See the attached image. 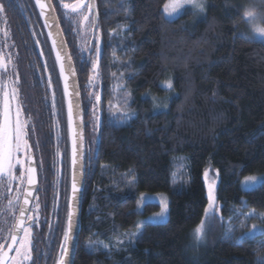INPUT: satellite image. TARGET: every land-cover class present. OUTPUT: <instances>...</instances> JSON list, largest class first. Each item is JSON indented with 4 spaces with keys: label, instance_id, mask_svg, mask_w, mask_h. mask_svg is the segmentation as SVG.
<instances>
[{
    "label": "trees",
    "instance_id": "1",
    "mask_svg": "<svg viewBox=\"0 0 264 264\" xmlns=\"http://www.w3.org/2000/svg\"><path fill=\"white\" fill-rule=\"evenodd\" d=\"M53 1L78 72L92 152L74 264H264V231L246 234L256 219L248 213H264V180L252 188L242 185L247 176H264V42L242 33L237 0H208L205 16L194 25L190 10L168 18V0H96L97 30L91 17L85 33L78 14L65 10L66 0ZM15 14L11 25L19 30L20 3ZM99 35V75L90 84ZM8 37L0 57L20 85L40 172L29 264H55L67 215L69 142L57 63L33 0H24V33ZM118 78L133 115L125 124L111 123L107 114ZM90 87L103 103L100 138ZM168 93L167 107L156 109L151 94ZM207 168L219 172L222 219L210 220L197 241L194 229L208 204ZM156 193L169 197L167 219L147 223L134 243L122 244L140 219L160 210L156 202L139 209L141 194Z\"/></svg>",
    "mask_w": 264,
    "mask_h": 264
},
{
    "label": "snow or ice",
    "instance_id": "2",
    "mask_svg": "<svg viewBox=\"0 0 264 264\" xmlns=\"http://www.w3.org/2000/svg\"><path fill=\"white\" fill-rule=\"evenodd\" d=\"M39 4V0H36ZM186 3H191V0H185ZM83 0H78L75 4H65V8H71L73 12H77L83 8ZM182 5L177 3L173 6L168 4L164 5V12L168 15H171L179 10ZM200 10L203 11L202 6ZM40 7L43 9L44 5L40 4ZM89 12H91V5H88ZM5 4L0 2V12H5ZM245 18L249 20L255 19V13L253 11H245L243 13ZM85 20L88 19L87 16L84 17ZM257 34L264 35V29H254ZM52 34L49 33V38ZM39 44V41H37ZM52 49L55 51V60L59 66L60 77L63 80V95L64 97H70L71 93L69 91V77L65 74V64L64 58L61 55V52L57 49V41L52 40ZM43 55V52H41ZM100 57H101V40L100 37H97L95 44V60L92 63V71L96 73V77H90L89 83H94L95 79L99 75L100 67ZM5 64L0 58V69H5ZM45 70L47 71V64H45ZM52 79L51 76H48V87L52 88ZM171 82L167 84L168 88H171ZM78 95V93H77ZM95 99V104L93 105L92 117L94 121V127L99 131L101 127V117L96 114L97 106L101 102V96L92 93ZM127 105L128 101L125 99L123 101V108H118V111H121L122 114L127 115ZM53 110L55 111V92H53ZM78 111V110H77ZM22 109L18 99V91L15 87H12L11 90H4L2 95H0V176H6L8 183L11 184L13 180L19 179L21 182H26V184L31 187L37 184V167L35 166V157L32 153V144H30V128L29 120L22 119ZM130 118V117H129ZM82 120V117H80ZM34 130V126H33ZM67 130L71 140V165H72V176H71V186H70V196L67 202V220L66 227L63 232V240L61 242V254L62 257L68 254L67 242L71 238V233L73 231V216L75 212L73 210V202L76 200L77 194L81 190L78 186L77 173L79 172L78 166V157H82V152L78 149V143L82 149V143L80 142V137L76 130V124L74 119V106L71 99L67 101ZM37 147L39 142L37 141ZM42 164V162H41ZM17 166L20 168L19 177L16 176ZM82 167V166H81ZM216 176L219 175L218 170L215 173ZM255 176H249L245 178V182H255ZM203 180L206 185V198L208 204L205 208V219H202L200 224L194 229V236L197 241L204 239L206 234V225L210 220L222 219L219 215L220 206L217 205V196H216V185L217 182L215 179H211L209 175V170H205L203 173ZM19 191V188H17ZM32 196V191H27L25 199L23 201L24 205L27 206L30 203L29 197ZM141 199H144V195L141 194ZM12 202L9 201V204ZM38 208V205H37ZM168 204L165 201H161V213L163 215L167 212ZM25 209H21L20 218L17 219L14 227L9 233L10 243L0 244V264H27V262L32 260L31 256V247H32V224L27 223L24 218ZM254 213H249L253 215ZM27 221L38 222V216L29 215ZM253 229L256 228L255 225L252 226ZM138 233H133L130 237V240L135 239ZM15 252V256L9 255L10 252ZM58 264H64L63 259L58 261Z\"/></svg>",
    "mask_w": 264,
    "mask_h": 264
},
{
    "label": "water",
    "instance_id": "3",
    "mask_svg": "<svg viewBox=\"0 0 264 264\" xmlns=\"http://www.w3.org/2000/svg\"><path fill=\"white\" fill-rule=\"evenodd\" d=\"M33 1L41 17L43 26L45 28L47 37L51 45V48H52V40L55 39L57 41L56 50H59L61 52V55L64 58L65 74L68 75L69 77L68 83L70 86L69 91L71 93L70 97H67V98L64 97L66 118H67V101L68 99H71L73 102V106H74V119H75V124H76V130L80 137V142L82 143V149L80 148V144L78 143V149L82 152V157H78V166H77L79 168V172L77 173L78 186L80 187L81 190L77 194L76 200L73 202V210L75 212V215L73 216V231L71 233V238L67 242L68 254L62 257L61 243H60L58 255L56 258V262H55V264H58V261L63 259L64 264H74L78 245H79V237H80L81 228H82L83 197H84V189H85V183H86L88 159L90 156L89 147L87 143L86 119H85V112H84V106H83V100H82V92H81V86H80V81H79L76 65H75V62H74V59L71 53L70 46L66 38V34L61 24L58 11L54 4V1L53 0H39V4L36 2V0H33ZM77 2L78 0H66L64 2V5L65 4L71 5ZM83 2L85 6L81 8L80 10H78L77 12H73L71 8H65V7L64 8L68 12H71L73 14H78L79 17H80V14H84L85 16H88L90 22H91V17H92V30L93 32H96L97 26H98V18H99L96 0H83ZM40 4L44 5L43 9L40 7ZM88 5H91V12H89ZM49 33L52 34L51 38H49ZM98 37H100V40H101V56H102V39L100 35ZM52 51L55 57V51L53 49ZM100 61H101V57H100ZM57 67H58V71L60 75L58 64H57ZM61 83H62V89H63L64 82L62 79H61ZM98 115L101 117V127L98 131V136L100 138L102 134V127H103L102 100L100 104L98 105ZM80 117H82V120L80 119ZM68 142H69V195H68V198H69L70 186H71V176H72V171H73L72 165H71V140H70L69 134H68ZM33 156L35 157L34 153H33ZM35 166L37 167V184L31 187H29L27 184L25 185L24 196H23L21 207H20L19 214L17 217V219L20 218V211L23 208L25 209L24 218L27 223H31V224H32L31 221H27V217L30 215V212L34 204V201L36 199L39 185H40L39 172H38L36 158H35ZM27 191H32V196L29 197L30 203L27 206H25L23 201L25 199V195ZM66 220H67V215H66ZM66 220H65L64 230L66 227ZM62 240H63V236H62ZM13 253L14 251L10 252L9 255L12 256Z\"/></svg>",
    "mask_w": 264,
    "mask_h": 264
},
{
    "label": "rangeland",
    "instance_id": "4",
    "mask_svg": "<svg viewBox=\"0 0 264 264\" xmlns=\"http://www.w3.org/2000/svg\"><path fill=\"white\" fill-rule=\"evenodd\" d=\"M181 4L182 6L179 8L178 11L175 13L166 16L170 19L176 18L182 13H184L187 10L192 11V18L190 19V25H194L198 20L202 19L205 16V13L207 11V5H208V0H191V3H186L185 0H168L166 4H168L171 8L174 4ZM196 5H200L203 8V11L200 10V7H197ZM237 5L240 7L242 10V13H244L246 10L252 9L255 13V19L254 20H249L248 18L244 17L245 23L242 28V33L247 35L250 38L261 40L264 42V35H259L257 32L254 30L256 28L264 26V0H237ZM85 15L80 14V22H81V31L85 33L86 29L89 28L90 25V20L89 18L87 20L84 19ZM88 17V16H87ZM172 81L170 79H167L165 82V87L168 90H172L171 88L167 87V84ZM90 95L94 98L92 95L93 92L97 94L96 91H92V87H90ZM169 91V92H170ZM114 103L112 105H109L107 109V114H108V120L111 123L115 124H125L126 122L131 120V116L128 115V105H129V99L128 96H126V92L124 89V81L122 78L116 79L114 83ZM172 96V93H168L165 96L158 97L153 94H151V98L154 100L155 107L156 109H162L167 107L168 101L170 97ZM127 99L128 105H127V115H124L121 113V111H118V108H123V101ZM98 113V112H97ZM130 117V118H129ZM24 119L29 120L27 117H24ZM19 167V166H17ZM209 170V175L211 179H215L217 184H218V176L215 175L216 171L213 170L212 168H207ZM250 176H255L257 179L255 182H245V178L242 181V185L244 188H252L257 186L260 182L264 180V176L261 175H250ZM249 177V176H247ZM18 180V179H17ZM217 187V185H216ZM161 201H165L168 204V209L167 212L163 215H160L161 213ZM148 202H156L160 205V210L149 215L146 218L140 219L139 224L135 229H130L125 233V237L122 239L121 243H134L135 240L144 232L145 225L147 223H159L163 222L167 219L168 213H169V197L166 193H156V194H144V199L140 200L139 204V209L142 210L143 206L145 203ZM250 213H254L253 215L255 216V220L251 222L250 229L246 232V234H255L259 232L264 231V213L262 212H254L251 211ZM249 215L248 216H253ZM205 219V217H204ZM209 223V222H208ZM207 223V224H208ZM255 225L256 228L253 229L252 226ZM207 226V225H206ZM133 233H138L139 235L136 236L135 239L130 240V237ZM104 247V246H103ZM106 247V246H105ZM15 256V255H14Z\"/></svg>",
    "mask_w": 264,
    "mask_h": 264
},
{
    "label": "flooded vegetation",
    "instance_id": "5",
    "mask_svg": "<svg viewBox=\"0 0 264 264\" xmlns=\"http://www.w3.org/2000/svg\"><path fill=\"white\" fill-rule=\"evenodd\" d=\"M13 1L14 0H0V2H3L5 4V9H6L5 12H0V45L3 42L2 40H5L6 43V41L9 38L8 35H10L11 37V35H14V33L19 32L20 30H22L24 33V0H17L16 2L14 1L16 5H13ZM19 3L23 15L21 14V22H20L21 25L19 26L20 29L18 30L16 28L13 29L11 24L13 23L12 18L18 17V15L15 14V12L18 8ZM13 78L14 77L11 74H9L8 71L6 73V70L0 69V95H2V92L4 90L10 91L12 87L18 89V95L19 93L22 94V92L20 91L21 90L20 85L18 86L16 83H14ZM18 99L20 105H22V101L20 100V97H18ZM21 109H22L21 118L24 119V106H21ZM58 131H59V138H61L64 142V140L66 139L65 136L66 133L63 125H61L60 122H58ZM30 144H31V140H30ZM32 151L35 155L38 166L37 156L33 146H32ZM89 153L90 154L92 153L90 147H89ZM38 172H39V166H38ZM15 174L17 177H19L20 175L19 167H17ZM39 181H40V172H39ZM25 185L26 183L21 182L19 179L13 180L11 184H9L6 176H0V244H6L10 242L9 233L11 232L17 220L22 199L24 196ZM17 188H19V191H17ZM9 201H11L12 203L9 204ZM34 204L32 206L30 215H32ZM14 255L15 252L13 253L12 256ZM29 262H27V264H29Z\"/></svg>",
    "mask_w": 264,
    "mask_h": 264
},
{
    "label": "clouds",
    "instance_id": "6",
    "mask_svg": "<svg viewBox=\"0 0 264 264\" xmlns=\"http://www.w3.org/2000/svg\"><path fill=\"white\" fill-rule=\"evenodd\" d=\"M247 11H253L252 9H249V10H247ZM254 12V11H253ZM258 29H264V26H262V27H259Z\"/></svg>",
    "mask_w": 264,
    "mask_h": 264
}]
</instances>
